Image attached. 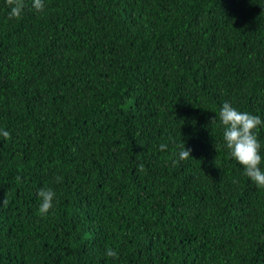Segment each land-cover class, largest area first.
Instances as JSON below:
<instances>
[{"label": "trees", "instance_id": "16d2710c", "mask_svg": "<svg viewBox=\"0 0 264 264\" xmlns=\"http://www.w3.org/2000/svg\"><path fill=\"white\" fill-rule=\"evenodd\" d=\"M23 2L0 0V264H264L219 120L264 121V0Z\"/></svg>", "mask_w": 264, "mask_h": 264}, {"label": "clouds", "instance_id": "9594fccd", "mask_svg": "<svg viewBox=\"0 0 264 264\" xmlns=\"http://www.w3.org/2000/svg\"><path fill=\"white\" fill-rule=\"evenodd\" d=\"M6 3L10 8L8 18L19 19L24 8L23 0H6ZM32 8L36 11H43L45 0H32ZM219 120L224 127L223 140L230 157L243 167L244 174L256 186L264 187V170L260 167L262 163V156L260 154L261 145L256 131L259 126L264 124V121L259 116L237 110L228 102H224L220 107ZM0 136L9 139L10 133L4 129H0ZM167 147V144L159 145L160 150H165ZM178 147L179 151L177 155L179 160L183 161L191 157V149L185 148L183 142ZM138 168L140 171L144 170L142 164ZM16 180L19 181L20 177L17 176ZM61 180L62 177H56L57 182ZM55 195L56 193L51 188H41L37 192V197L40 200L38 208L40 216H45L52 209ZM7 203L8 200L4 196L0 204L7 205ZM106 255L112 258L117 257V253L111 248L107 249Z\"/></svg>", "mask_w": 264, "mask_h": 264}]
</instances>
